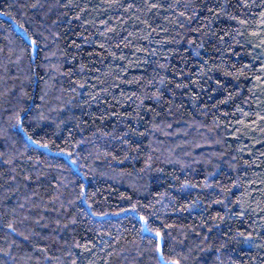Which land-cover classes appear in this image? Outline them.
<instances>
[{
    "label": "trees",
    "instance_id": "obj_1",
    "mask_svg": "<svg viewBox=\"0 0 264 264\" xmlns=\"http://www.w3.org/2000/svg\"><path fill=\"white\" fill-rule=\"evenodd\" d=\"M177 261L264 264V0H0V264Z\"/></svg>",
    "mask_w": 264,
    "mask_h": 264
},
{
    "label": "snow or ice",
    "instance_id": "obj_2",
    "mask_svg": "<svg viewBox=\"0 0 264 264\" xmlns=\"http://www.w3.org/2000/svg\"><path fill=\"white\" fill-rule=\"evenodd\" d=\"M9 227H12V225H9ZM161 250H162V246H161ZM176 264H179V262L177 261Z\"/></svg>",
    "mask_w": 264,
    "mask_h": 264
}]
</instances>
